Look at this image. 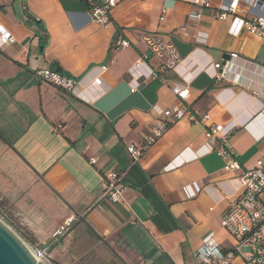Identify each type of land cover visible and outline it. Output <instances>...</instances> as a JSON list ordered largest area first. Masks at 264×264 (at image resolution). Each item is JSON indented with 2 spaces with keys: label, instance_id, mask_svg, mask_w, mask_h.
Listing matches in <instances>:
<instances>
[{
  "label": "crops",
  "instance_id": "obj_1",
  "mask_svg": "<svg viewBox=\"0 0 264 264\" xmlns=\"http://www.w3.org/2000/svg\"><path fill=\"white\" fill-rule=\"evenodd\" d=\"M207 1L210 8L120 0L101 26L86 0H0V28L15 39L0 45V199L51 246L57 264L92 252L117 263L128 254L139 264H192L211 233L225 251L234 246L222 216L242 193L244 172L264 159V44L233 17H216L224 0ZM246 9L241 2L239 18ZM148 36L176 48L177 69L149 48ZM119 37L130 46L117 49ZM142 56L157 76L137 88L129 71ZM226 65V78L214 77ZM44 68L77 78L84 98L40 80ZM174 84L189 89L183 104ZM155 105H182L187 114L135 162L128 147L156 123ZM218 124L231 128L227 145L241 171L226 172L206 138L207 125ZM111 172L125 187L118 204L106 198ZM229 264L248 263L237 255Z\"/></svg>",
  "mask_w": 264,
  "mask_h": 264
},
{
  "label": "built area",
  "instance_id": "obj_2",
  "mask_svg": "<svg viewBox=\"0 0 264 264\" xmlns=\"http://www.w3.org/2000/svg\"><path fill=\"white\" fill-rule=\"evenodd\" d=\"M120 0H86L89 11L88 15L92 22L101 26H108L111 23V11L117 6ZM241 2L247 6L245 16L238 17ZM195 5L210 8L207 0H193ZM219 20H227L233 17L234 22L249 34L259 38L264 44V0H224L223 4L216 12ZM193 19H199V13L191 15ZM182 31H185L183 29ZM15 39L4 28H0V45L14 43ZM149 48L160 58L165 56L170 58V64L177 69L182 60L173 45L165 44L160 38L148 36L145 39ZM128 41L119 37L116 42L117 49L127 48ZM220 64L214 68L219 69ZM229 65L223 67L220 75L216 78H226ZM132 80L137 83V88L141 80L150 79L157 76V73L150 67L146 56H142L129 71ZM37 77L47 82L59 90L84 98L80 90V81L77 78L65 75L57 70L44 68L36 72ZM101 85L102 81L97 78L94 82ZM173 94L182 104L189 96L187 86L174 84L171 86ZM135 90V89H134ZM153 112L157 117L156 123L149 126L148 134L141 144H132L128 147V153L135 162H138L145 154L146 150L153 146L169 128L187 114V109L182 105H177L169 109H164L159 105L153 107ZM192 119H195L192 117ZM210 115L201 117V122L207 124ZM230 129L222 125H207L206 138L209 142L216 144L217 155L225 160L226 172H238L242 170L240 161L237 159L236 151L229 147L228 139ZM243 190L240 196L224 212L221 219V226L235 240L232 248L224 250L215 240L214 234H208L203 239L202 251L197 254L192 264H229L231 260L239 255L248 264H264V159L258 160L255 167L244 172L242 177ZM191 195L195 196V192ZM125 187L121 184V174L111 172L107 175V194L106 198L111 204H118L122 201ZM72 225V219L66 220L59 228L58 235L65 233ZM29 249L35 259L42 264H53L54 260L50 250L46 247H32Z\"/></svg>",
  "mask_w": 264,
  "mask_h": 264
},
{
  "label": "rangeland",
  "instance_id": "obj_3",
  "mask_svg": "<svg viewBox=\"0 0 264 264\" xmlns=\"http://www.w3.org/2000/svg\"><path fill=\"white\" fill-rule=\"evenodd\" d=\"M0 219L2 221H4L9 227H11V229H13L15 231V233L29 246L32 247H42V245H40V243L37 241L39 239V237H35V235L33 234L32 231H29L28 229H26L24 226L20 225V220L17 221V218L14 216V214L12 213V211L10 210L9 207V203H7L5 200L0 199ZM19 219V217H18ZM59 231V230H58ZM56 231V233L58 232ZM34 236V238H33ZM37 241V242H33L32 241ZM46 248H48L49 250L51 249L50 245H46ZM100 253L97 252H92L90 254H88L87 258L78 261V262H73L72 264H93L94 262V258H96V256L100 257L99 255ZM125 256H121L120 255V262H114L112 259V255L111 253H102L101 255V259L103 260V263L100 264H139L137 262H135L131 256H129L128 254H124ZM54 260V259H53ZM53 264H57L54 260Z\"/></svg>",
  "mask_w": 264,
  "mask_h": 264
},
{
  "label": "water",
  "instance_id": "obj_4",
  "mask_svg": "<svg viewBox=\"0 0 264 264\" xmlns=\"http://www.w3.org/2000/svg\"><path fill=\"white\" fill-rule=\"evenodd\" d=\"M0 264H42L28 245L0 219Z\"/></svg>",
  "mask_w": 264,
  "mask_h": 264
},
{
  "label": "trees",
  "instance_id": "obj_5",
  "mask_svg": "<svg viewBox=\"0 0 264 264\" xmlns=\"http://www.w3.org/2000/svg\"><path fill=\"white\" fill-rule=\"evenodd\" d=\"M119 32H121V29H118Z\"/></svg>",
  "mask_w": 264,
  "mask_h": 264
}]
</instances>
